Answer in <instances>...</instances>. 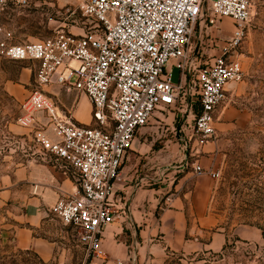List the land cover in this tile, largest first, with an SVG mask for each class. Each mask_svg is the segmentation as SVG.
<instances>
[{"label":"built area","instance_id":"built-area-1","mask_svg":"<svg viewBox=\"0 0 264 264\" xmlns=\"http://www.w3.org/2000/svg\"><path fill=\"white\" fill-rule=\"evenodd\" d=\"M34 0H0V9L24 7ZM83 16L94 23L83 35L64 29L38 42L0 41V55L35 63L36 88L24 100L17 122L35 124L45 111V127L34 141L78 176V188L51 207L72 228L85 251L81 264L103 256L102 232L112 219L113 187L137 132L163 105L178 106L190 116L199 144L215 136L214 111L227 99V85L244 78L234 55L253 18L251 0H76ZM230 18L233 31L210 61L193 49L192 38L215 20ZM172 59H177L170 65ZM179 70L177 82L172 69ZM72 79H75L71 83ZM65 86L85 94L93 125L78 124L62 111L45 89ZM193 106H195L193 110ZM197 173H219L196 165Z\"/></svg>","mask_w":264,"mask_h":264},{"label":"rangeland","instance_id":"rangeland-1","mask_svg":"<svg viewBox=\"0 0 264 264\" xmlns=\"http://www.w3.org/2000/svg\"><path fill=\"white\" fill-rule=\"evenodd\" d=\"M252 4L254 15L249 23L250 34L234 53L245 63L246 74L237 83L235 96L226 113L215 120L216 134L206 145L214 154L212 163L219 173L214 178L216 188L211 212L216 228L226 232L228 240L222 250L200 254L185 264H264V9H259L255 2ZM223 19H216L214 25L204 26L202 33L196 30L191 41V54L195 48L204 52L205 59L210 61L212 55L219 53L231 35L224 29V24L223 28H219ZM92 26L94 23L82 15L76 0H34L28 6L0 9V41L38 42L61 29L83 35L94 31ZM175 62L177 59H172L169 64ZM178 79L179 70L173 68L172 80L177 82ZM74 81L72 79L71 83ZM35 88V63L13 61L0 55V171L2 164L20 156L21 148L33 146L32 132L45 127V124L39 123L24 128L17 122L22 113L21 103ZM45 89L67 114L80 106L81 123L78 124H94L92 117L89 118L90 109L81 105V101L88 102L87 98L79 91L56 84ZM182 115L178 106L163 105L158 108L137 132L125 160L135 151L133 147H139L143 154L134 160L138 172L164 166L172 170V166L180 165L175 153L179 144L182 149L184 145L178 139L179 135L185 134L181 128ZM82 117L89 120L85 121ZM185 125L188 128L186 133L190 131L185 147L190 148L196 135L191 132V124ZM148 158L152 161L148 162ZM71 254L75 263L77 253ZM0 264L46 263L34 253L11 251L0 244Z\"/></svg>","mask_w":264,"mask_h":264},{"label":"crops","instance_id":"crops-1","mask_svg":"<svg viewBox=\"0 0 264 264\" xmlns=\"http://www.w3.org/2000/svg\"><path fill=\"white\" fill-rule=\"evenodd\" d=\"M251 2L264 9V0ZM222 26L232 33L234 23L223 19L219 28ZM241 63L245 77V63ZM239 82L227 85V99L216 107L215 120L226 113ZM87 101H81V105L90 109L91 118L92 107ZM68 113L81 123L80 106ZM189 119L182 115L185 134L178 139L184 145L176 149L175 157L181 164L172 166L174 169L164 166L138 172L134 160L143 153L133 147L135 151L124 161L120 179L113 187L114 214L103 228V256L92 258L89 264H185L200 254L223 249L228 234L216 228L211 212L216 180L194 170L196 165L216 170L214 154L206 146L211 141L199 144L195 138L186 148L190 131L186 133L185 124H191L187 123ZM35 120L37 125L46 124L47 112H35ZM31 134L33 146L21 148L20 156L2 164L0 171V244L11 251L34 253L46 264H73L71 253L76 252L74 264H81L85 251L76 233L51 211L58 199L77 190L78 176L66 160L44 150L34 141V132ZM146 166L150 168L148 163Z\"/></svg>","mask_w":264,"mask_h":264}]
</instances>
